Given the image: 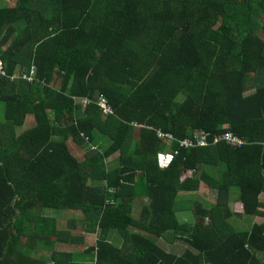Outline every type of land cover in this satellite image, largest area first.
Instances as JSON below:
<instances>
[{
	"label": "trees",
	"instance_id": "obj_1",
	"mask_svg": "<svg viewBox=\"0 0 264 264\" xmlns=\"http://www.w3.org/2000/svg\"><path fill=\"white\" fill-rule=\"evenodd\" d=\"M0 64V264H264V0H0Z\"/></svg>",
	"mask_w": 264,
	"mask_h": 264
},
{
	"label": "rangeland",
	"instance_id": "obj_2",
	"mask_svg": "<svg viewBox=\"0 0 264 264\" xmlns=\"http://www.w3.org/2000/svg\"><path fill=\"white\" fill-rule=\"evenodd\" d=\"M4 1H6L8 3V5H11L14 0H4ZM107 144H108V142L106 140H103L102 142L98 140V141H94V143H89L86 146L89 147L90 149H93V148L102 149V147H105ZM71 151L76 156H79V154L82 153V151H80V153H79V151L77 149H74L73 147H72ZM197 195L201 196V197L203 195L204 196L203 198L206 199L205 201H208V202L214 201V193L213 194L211 193V195H210L208 193V191L205 190V188L202 186V184H201V186L198 189ZM234 197L235 196L231 197V203L232 204L230 203V205L232 206V209H233L234 213H239L241 208H240V205L236 202ZM259 202L260 203H264V194H262L260 196ZM137 211H138V205L134 207V213H136ZM134 216H137V215L134 214ZM262 219L263 218L257 217V218H255L254 221L259 223V222H261ZM239 221H241V226H245L246 223L244 221H242V220H239ZM59 224L63 225V221H60ZM78 232H80V231H78ZM79 235H82V233H79ZM81 238H82V241H83L82 244H76V245L58 244V245H56V249L68 250V249H71V247H73V248H75L77 253H81L84 250L85 247H88V246H90L92 244V241H91L92 238L89 239L88 237H84V236H81ZM112 239H114V240H116V242H118V236L115 233H113ZM75 259L76 260H81V259L83 260V258H81V259L75 258ZM86 260L91 261L92 258L88 256Z\"/></svg>",
	"mask_w": 264,
	"mask_h": 264
},
{
	"label": "built area",
	"instance_id": "obj_3",
	"mask_svg": "<svg viewBox=\"0 0 264 264\" xmlns=\"http://www.w3.org/2000/svg\"><path fill=\"white\" fill-rule=\"evenodd\" d=\"M0 74L2 75L3 74V71H2V69H1V64H0ZM21 78H23V79H25L26 81H28V82H30L31 81V78L28 76H26V75H22L21 76ZM99 106L104 110V112L106 113V112H111V110L109 109V107L108 106H106L103 102H102V100H100V102H99ZM160 137H163V138H166V139H170L171 138V136L170 135H168V134H160L159 135ZM223 138H224V140H226L227 142H229L230 144H232V145H239L240 144V142L239 141H237L234 137H230V135L229 134H225V135H223ZM183 143V142H182ZM199 143H203L201 140H199Z\"/></svg>",
	"mask_w": 264,
	"mask_h": 264
}]
</instances>
